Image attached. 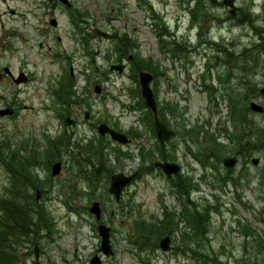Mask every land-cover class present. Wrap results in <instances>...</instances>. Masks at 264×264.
Segmentation results:
<instances>
[{"label": "rangeland", "instance_id": "374dc122", "mask_svg": "<svg viewBox=\"0 0 264 264\" xmlns=\"http://www.w3.org/2000/svg\"><path fill=\"white\" fill-rule=\"evenodd\" d=\"M7 2L9 6L15 5L12 0ZM236 3L247 15L243 25L235 27L232 33L228 28L218 29L215 36H222L224 41L229 42L235 35L240 43L242 62L249 64L248 61L260 60L262 65L264 0H236ZM149 4L163 18V24H166L165 40L168 41L171 53L164 54L161 50ZM16 5L14 8L22 11L27 8L24 3ZM76 7L88 15L91 20L88 23L93 27L108 31L111 25L121 29L122 33L129 31L131 39L135 38L138 44L136 53L139 58H148L154 64L148 65L145 62V65L153 66V70L158 67V71L162 72V77L160 75L152 87L164 119L176 131V138L169 143V148L174 150L170 160L181 166L182 171L178 177H181L183 184L175 180V177L168 180L160 172L144 170V167L149 168L158 160V155L148 154L156 150V139L148 126L150 120H147V112L138 96V85L132 80L134 75L138 79L137 72L133 74L128 71L123 75L113 73L108 87L105 86L108 90L106 96L91 99V108L96 114L94 121L104 122L111 127L118 125V131L126 135L139 132L141 137L133 139L129 146L120 145L110 138L99 140L100 136L93 129L94 125L86 124L83 116L77 115L75 118L80 120L79 125L74 126L70 133L74 147L70 154L65 153L63 156L64 165L60 177L51 178V165L47 163L42 162L37 168L32 167L23 154L22 157L19 156L23 160L15 157L17 162L9 161L18 168L11 175L4 160L0 158V218L4 220L9 216L8 212L12 211H3L2 206L5 200L12 199V194L15 193L17 201L26 205L28 199H31L28 196L29 187L25 186L21 175L35 172L34 176L49 179V188L40 203L46 211L42 212L44 220L53 222L52 227L49 232L39 228L38 237H30L29 249L22 248L19 253V264H89L91 258L99 254L100 248L97 223L89 213L94 201L100 202L104 208L103 222L112 228L115 254L111 257L99 254L102 264H198L199 260L204 259L208 262L206 264H264V146L259 147L253 156L260 159L258 166L241 162L234 171L227 173L222 166L216 169L213 162L203 163L204 165L199 163L207 148H214L213 151L221 155L232 156L236 150L238 135L241 131L244 134L245 130L243 126L241 129L238 126L234 129L232 120H229L227 100L218 99L215 107L208 95L201 92L199 87L203 83L197 80L196 70L203 68L206 58L191 56L194 69H190L189 48L186 44L189 46L196 42L197 29L194 28L191 34L188 31V0H76ZM5 9L6 5L3 4L2 12ZM224 14L222 10H210L206 17L215 18ZM59 18L60 22L67 24L66 16ZM177 21L180 22L179 25ZM15 27L19 30L15 39L17 50L2 53L0 70L9 67L11 71H17L29 57H33L35 63L28 62V70L37 74L42 72L45 76L50 70L54 71L50 69L49 62L36 56V53H41L38 43L36 47L30 48L28 37L20 30V21L16 22ZM58 33L67 47L70 37L62 30ZM176 43L181 44L185 51L174 61L172 48ZM93 44L95 50L100 52V67L107 70L111 64L107 63L111 43L103 38H95ZM251 46L256 47L255 52H251ZM78 50V57L81 56L78 65L82 69L80 77L81 82H84L83 74L93 76V72L88 65V57L83 54V48H77V52ZM214 55L213 53L212 56ZM187 71L191 78L187 76ZM257 73L249 79L246 88L263 83V77L258 71ZM34 76L32 83L21 85L17 91L12 88L11 81H0V109L13 102L21 106L19 114L14 117L0 118L1 150L7 144H10L12 151L13 146L17 148L21 143L39 141L43 144L44 136L55 137L64 132L59 113L57 116L59 105L55 102V97H48L52 86H46L39 75ZM131 90L135 93L134 101L128 95ZM243 91L246 90L243 88ZM241 104L243 106L246 101H241ZM236 115L238 116L232 109L231 118H236ZM255 120L258 127H264L262 117L257 116ZM192 128L199 135L204 131L215 135L213 142L196 141L197 144H187L186 135ZM260 130L258 129L256 138H251L252 142L256 140L259 143ZM92 141L97 142L95 146L89 145ZM68 142L70 145V140ZM75 144L78 146L75 147ZM141 145H144V156L139 154ZM242 145L244 148V140ZM75 148L78 150L75 151ZM196 156L201 159L198 161ZM2 158H7L6 152ZM97 167L103 171L99 181L95 179ZM136 170H140V175L125 188L121 202L116 203L108 192L110 175L119 172L127 174ZM12 202L14 203L13 199ZM111 212L115 213V217L111 216ZM195 212L200 215L199 232L190 228L186 221V214L194 215ZM168 215L173 220H166ZM162 222L169 226L165 229L171 232L167 234L172 239V250L168 253L159 249L160 240L164 236L157 237L156 250L149 248V239L155 241L151 230L156 225L163 227ZM193 225L197 226L196 222ZM143 227L147 229L144 238L138 230ZM36 248L38 258H35ZM19 250L18 247L15 248L17 254Z\"/></svg>", "mask_w": 264, "mask_h": 264}, {"label": "flooded vegetation", "instance_id": "af4514ba", "mask_svg": "<svg viewBox=\"0 0 264 264\" xmlns=\"http://www.w3.org/2000/svg\"><path fill=\"white\" fill-rule=\"evenodd\" d=\"M12 1L15 5L9 6V4H7V0H0V60H2L3 52L17 50V41H15V39L18 36L19 30L15 27V25L17 21H20V30L26 37H28L27 42L29 43L30 48L36 47V44L38 43L41 53L39 55L36 53V56L49 62V65H51L50 69H54V71L50 70L47 76L43 75L42 72L39 74L31 72L26 67L27 63L35 62L33 57H29V60L25 62L17 71L15 70L13 72L9 67H4L3 71L0 70V81H11L12 88L17 91L20 89L21 85L32 83L35 78L34 74L39 75L42 79H44L42 82H44L46 86H52L51 94H48V97H55V102L60 108L57 110V116L60 115V125L64 128V132L60 133L58 136H44L43 144L39 141H31L17 145V148L13 146L15 153L12 158L15 162H17L16 158L23 160V158H19V156L22 157L23 154L26 156L25 160H28L31 166L36 168L42 162L51 166L57 162L64 165V154H70V150L74 147L71 144L73 136L70 133L72 132V128L74 126L79 125L80 120L75 118L77 115L83 116V120L86 124L92 126L94 125L93 129L97 132H99V126L102 124L107 125L113 130H120L118 125L111 127L104 122L96 123L94 121L96 114H94V110L91 108L93 103L91 99L95 96L98 98L106 96L108 90L105 86L108 87V83L111 81L113 73L123 75L128 71H132L133 74L137 72L136 74L139 80V74L143 71L142 69H145V59L139 58V54L136 53L138 44L136 43L135 38H133L134 40L131 39L132 37L130 36L129 31H124L122 33L121 29L113 28L110 25L109 30L105 31L108 35H110V37L103 39H106L111 43L107 52V63L111 62V64L108 66L107 70L102 68L96 70L93 67L91 60L93 58L98 60V56L100 55V52L95 50L93 44V39L99 37L94 33L96 27H93L88 23L91 21L88 15L77 9L76 0ZM229 1H232L235 5V8L232 7L233 10L235 9L234 15L231 14V7H227L225 5V3ZM21 3L26 4L27 8L25 11L14 8L17 6L16 4L19 5ZM3 4L6 5L4 12H2ZM210 10H222L225 14L221 17L207 18L206 15L210 13ZM201 11L202 12L197 13L193 11L191 17L194 20H190L191 28L197 29V33L195 35L196 42L189 45L188 56H190V69H194L191 56L194 58H206V61L202 64L203 68L196 70L198 71L197 80L199 83H203V85L199 87L201 88V92L208 95L209 100H212L213 102H216L218 99L230 102L232 105L231 108L236 112V114H238V116L236 115L237 117L234 119L229 117V120H232L231 122L234 129H236L237 126L241 129L243 126L245 132L243 134L241 131L238 135L237 142L235 143V145L237 144L235 148L236 150L233 152L232 156L224 154L219 155V153L207 148L206 153H204L203 156L204 161L200 157L198 159H201L204 164L213 162V165L216 163V159L219 156L227 158L236 157V165L241 162H245L244 164L249 162L253 163L252 160L254 161L258 159L257 164L259 165L260 159L254 158L253 156L256 154L259 147L264 146V131H261L264 127H258L259 124L255 120V117L260 116L264 121V64L261 65L260 60L248 61L249 64L243 63L242 53L239 50L240 43L235 35L231 37L229 42H227L228 40L224 41V37L222 38V36H215V32L218 29L226 30L228 28V31L232 33L235 27L243 25L247 15L242 8L237 6L236 0H209V2L208 0H202ZM59 16H66L67 24L60 22ZM60 30L65 32V34L70 37V43L67 47L64 44L65 40H63L62 36L58 33ZM251 47V52H255L256 47ZM77 48H83V54L88 57V65L91 67L93 72V76L89 75V73L83 74L84 82H81L80 75H82V69L79 68L78 65V63H80L81 56L78 57L77 53H79V50L77 52ZM262 51L264 52V42L262 43ZM213 53L215 54L214 56H212ZM244 55H246V52ZM115 64L123 66V71L121 73L111 70V67ZM7 68L9 71H5ZM157 68L158 67H155L154 69L156 73L154 74V77L156 78L158 75V79L160 78V75L162 77V72L158 71ZM257 71L259 72V75L263 77V83H261L260 86L255 84L246 88L249 83V79L255 74H258ZM135 78L136 76L134 75L132 80L135 81ZM19 80L24 83L19 85L16 84ZM193 80L195 81L196 79ZM191 82L192 81L190 79V83ZM169 85L171 86V83H169ZM243 88L246 91L242 92ZM98 90H100V92H98ZM128 95L132 100L136 99L135 93L132 92V90L130 94L128 93ZM244 100L246 101V104H243L242 106L241 101L244 102ZM253 103L260 105L263 108V111L254 112L251 107V104ZM3 108L12 109L13 114L10 117H14L16 114H19L21 110V106H19L16 102L7 103ZM165 123L168 128L174 132L173 139L176 138V131L171 129V126L168 125L167 121ZM67 128H71V130H68ZM258 129H261L260 141L263 143L258 139L259 143L257 144L256 140L252 142L251 138H256ZM202 132L203 130L200 131V133ZM108 134L109 133L105 136L99 135V140L101 138H110L112 140L111 136ZM200 135L197 132L195 135L193 133V128L189 130L186 135L187 144H197L196 141H203L204 143L213 142L212 138H214V136L210 137L211 135H209L208 131L203 132L201 135L202 138ZM127 136L131 139V142H133V139L138 138L135 132H132V135ZM69 140L70 145L68 142ZM171 140L161 144L162 147L157 149V153L160 156H158V160H160L158 162L175 163L173 160H170L173 158L171 154L174 152L171 147L169 148ZM243 140L245 146L244 148L243 145L241 146V142ZM229 142H231V139ZM96 143V141H92L89 145L95 146ZM247 143H249V146H247ZM20 146L22 147L19 148ZM65 146H67L66 149H64ZM77 146L78 144H75V147ZM212 146L215 147L214 144H212ZM96 148L98 149V147ZM76 150L78 149L75 148V151ZM151 166L153 165L151 164ZM221 166L224 167L223 165ZM235 168L233 170H228L224 167L227 173H231L235 170ZM154 171L164 174L168 180L175 177V180H178L180 181V184H183L181 177H178L182 168L180 173L171 177H169L164 171L157 169ZM34 173L35 172H31L30 175H27V186L30 191L28 196L31 199H28L26 205L17 201L15 196V206L19 205L23 209L27 206V210L31 216L35 214L33 216V222L36 220L34 222L36 223L39 220L38 212L44 207H41L42 204L40 203V199L44 198V193L47 188H49V179L39 178L38 176H34ZM132 174H135V178H137L140 175V170L127 173L126 175ZM112 175H110V178ZM51 178L55 177H52L51 175ZM175 187L180 189L179 185H176ZM38 192L40 193V198L36 201L35 198ZM190 202L191 201L189 200V203ZM111 216L115 217V213L111 212ZM186 221L188 223V219Z\"/></svg>", "mask_w": 264, "mask_h": 264}, {"label": "water", "instance_id": "95a60500", "mask_svg": "<svg viewBox=\"0 0 264 264\" xmlns=\"http://www.w3.org/2000/svg\"><path fill=\"white\" fill-rule=\"evenodd\" d=\"M226 5L233 6L231 1L228 2ZM231 12H232V14H235L234 10H232ZM97 33L99 35L107 37V35L105 33H102V32H97ZM119 69H120V67H119ZM152 80H153V77L150 73L144 72V73L140 74L142 96L144 97V99L146 101V105L153 112L154 122H155V127H156L158 137H159L160 141L162 143H164L166 140L170 139L173 136V132L169 131L167 129L166 125L163 124L158 118L157 106L155 103L153 92L150 88V84H151ZM98 92H100V90H98ZM263 93H264V90H263ZM251 107H252L253 111H257V112L263 111V108L260 107L259 105L255 104V103H253ZM11 113L12 112L10 109L0 110V116L10 115ZM99 131L102 135L109 133L112 136L113 140L118 141L120 143L124 144V143L128 142V139L126 138L125 135L117 133L116 131L108 128V126L105 124H102L99 127ZM247 146H249V143H247ZM236 162H237L236 157H233V158L219 157V158H217V164L218 165L224 164L228 169H233L234 166L236 165ZM253 163L257 164L258 160H254ZM156 165L158 167L162 168L168 174V176H171L172 174H177L179 172V169H180L179 166H177L176 164H173V163H163V164L157 163ZM60 171H61V164L60 163L55 164L53 166V176L59 175ZM100 174H101V169H98L96 171V178L97 179L100 178ZM133 178H134V176L126 177L123 174H117V175L112 176L109 192L115 196L117 201L120 200L122 190L124 189V187L126 185H128L132 181ZM39 196H40V193H38V198H39ZM90 212L96 216L97 220L101 219V207H100L99 203L95 202L92 205ZM98 231H99V235H100L101 240H102L100 252L103 253L105 256H110L113 253L111 245H110V228L104 224H100L98 227ZM160 248L163 252H169L171 250V239H170V237H165L161 240ZM90 264H102V261H101L100 257L98 255H96L91 259Z\"/></svg>", "mask_w": 264, "mask_h": 264}, {"label": "trees", "instance_id": "16d2710c", "mask_svg": "<svg viewBox=\"0 0 264 264\" xmlns=\"http://www.w3.org/2000/svg\"><path fill=\"white\" fill-rule=\"evenodd\" d=\"M149 69V68H147ZM212 137L213 134H210ZM158 148L161 146L157 143ZM157 148V149H158ZM213 150V148H212ZM9 152V150H7ZM152 153H155L153 151L148 152L149 155ZM5 154V149H2V156ZM145 152H142V155L144 156ZM9 155V154H8ZM11 156V155H10ZM4 161V165L6 164V168L9 172H12V165L11 162L8 160H5V158H2ZM26 182V179H25ZM13 195V194H12ZM13 199V198H12ZM12 199H9L8 201H4V205L2 206L4 209L3 211H12V213L8 212L7 215H9L6 220L3 218H0V264H19L20 263V256L19 253L22 248H26L28 242V238L31 235L38 236V231L33 229L32 222L30 220L31 214L28 213L29 211L27 208L23 209L19 205L15 206V203L12 202ZM22 209V210H21ZM218 210V209H217ZM191 211V210H189ZM188 212V211H186ZM199 212H195L193 215L192 213L186 214V220L188 219V226L195 230L196 232H199L198 230L201 228V222L199 220ZM166 220H173L170 215H168ZM39 222H44V219H39ZM46 221V220H45ZM196 222L197 226L193 225ZM51 222L46 221V224L50 226ZM204 223V222H203ZM202 223V224H203ZM163 227H159L156 225L154 228H152L151 235L154 236L155 241H152L149 239L150 247L154 248V250L157 249V237L160 238V236H165L167 234H171L170 231H167L165 227L166 226L164 222L161 223ZM173 224H170L172 226ZM200 227V228H199ZM140 236L142 238L145 237V233L147 232V229L145 227L138 228ZM18 247V254L15 251V248ZM143 248V247H142ZM197 260V259H196ZM208 263L207 260H199L198 264H206ZM217 263V262H216ZM218 264V263H217Z\"/></svg>", "mask_w": 264, "mask_h": 264}, {"label": "bare ground", "instance_id": "6f19581e", "mask_svg": "<svg viewBox=\"0 0 264 264\" xmlns=\"http://www.w3.org/2000/svg\"><path fill=\"white\" fill-rule=\"evenodd\" d=\"M34 227L37 228V229L41 228V226L40 225H37V224L34 225Z\"/></svg>", "mask_w": 264, "mask_h": 264}]
</instances>
